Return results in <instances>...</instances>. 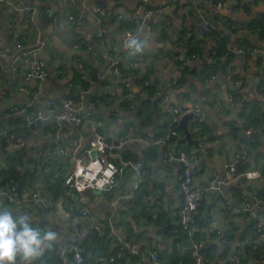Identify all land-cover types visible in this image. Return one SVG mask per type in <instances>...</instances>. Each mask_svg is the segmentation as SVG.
Here are the masks:
<instances>
[{
	"label": "crops",
	"instance_id": "obj_1",
	"mask_svg": "<svg viewBox=\"0 0 264 264\" xmlns=\"http://www.w3.org/2000/svg\"><path fill=\"white\" fill-rule=\"evenodd\" d=\"M10 1L20 7L34 5L39 11L32 19L26 13L0 6V55L3 52L12 57L16 54V43L21 42L28 49H37L35 58L45 62L49 71L48 80L44 83H28L22 73L9 69V59L0 56V158L3 164L0 170V210L27 216L33 226L58 234L57 240L36 263L74 264L71 255L61 259L56 251L64 245H80L85 251V264H104L98 263V258L118 248V240L122 239L142 251L157 252L162 264H194L190 253L193 244L200 243L210 250V264H228L235 256H241L243 264H264V240L259 241L253 225L243 223L240 212L255 189L264 198V124L260 129L244 125L245 129L254 131L252 138L246 137L238 128L241 122L245 123L246 116H251L253 105L264 104V56L243 60L236 53L239 47L264 49V38L259 35L260 31H264V0H224L234 8L232 13L227 9L213 10L211 0H149L147 7L157 11L155 29H163L164 38H157L144 27L137 31L140 38L148 43L142 54L143 78L138 70L137 73L129 71L133 56L122 52L116 54V57H122L123 72L127 73L125 78L134 87L133 94L137 100L131 103L125 97L127 89L121 85V79L106 77L98 80L97 74L109 67L110 60L105 49L120 45L124 29L117 24L116 17L142 11L144 7L140 0ZM202 2L207 5L208 18L216 30L209 39L198 41L194 36L201 18L195 9ZM106 8L109 10L105 22L109 27L99 38L98 15ZM70 14L76 15V22L69 20ZM185 35L193 37V44L198 48L193 52L198 58L188 63V69L175 61L176 55L183 49L180 39ZM86 44H92L94 50L89 51ZM77 45L81 47L76 49ZM189 46L187 50H190ZM209 57L213 60L209 61ZM29 59L32 61L34 57ZM204 59L209 64L217 63L218 70H209ZM179 72L186 73L179 88L171 93L169 81ZM210 74L216 75L211 85L207 84ZM149 83L156 92L149 94ZM21 86L26 87L28 92H19ZM4 92L8 96L1 101ZM167 92L171 93L168 105L178 107L184 116L192 113L196 103L206 99L213 98L219 103L217 106H204L203 124H197L195 117L189 123L193 139L201 141L200 148L189 147L180 131L177 148L199 157L194 174L196 186H208L215 175L229 182L225 163L233 161L242 149H247L250 157L241 164V171L257 170L261 173L260 179L241 176L235 183L224 185L221 192L207 195L188 233L176 231L183 202L178 163L165 161L168 146L150 144L160 138L167 128L169 115L161 107L162 97ZM82 95L83 99L80 98ZM180 95L184 100H179ZM231 96L234 100L230 99ZM48 100L56 104L55 114L59 112L60 105L68 101L91 109L92 119L79 129L85 146L92 139L95 126L114 131L118 137L129 131L133 139L129 160L142 164L144 182L141 192L134 199L120 201L117 210L118 236L114 239L110 238L109 229L105 226L106 217L111 212L109 194L85 193L84 209L91 211L87 218H82L81 213L72 215L60 204L61 200L72 202V192L65 190L63 178L75 167L72 156L77 137L75 131H58L55 123L50 128L46 125L38 129L28 128L24 125L23 116L9 112L12 106L22 107L32 101L34 107L30 112L35 116L38 109H44ZM244 110L245 115L242 116ZM59 146L66 149L67 156L58 157L57 168L48 174L50 169L45 165V156ZM116 163L119 165L118 160ZM128 169L132 175L126 177L124 172L120 189L130 192L139 176L132 167ZM157 176L163 177L161 183L155 181ZM12 181L19 185L22 192L41 191L50 204L26 211L7 206L2 191ZM48 182L62 186V195L56 202L47 190ZM257 212L264 231V206ZM97 226L102 231H98ZM99 239L101 244L95 251L88 249V244ZM178 244L183 245L185 256L177 252ZM124 263L151 264L149 260L142 261L138 257H129Z\"/></svg>",
	"mask_w": 264,
	"mask_h": 264
},
{
	"label": "built area",
	"instance_id": "obj_2",
	"mask_svg": "<svg viewBox=\"0 0 264 264\" xmlns=\"http://www.w3.org/2000/svg\"><path fill=\"white\" fill-rule=\"evenodd\" d=\"M178 2H185L186 0H176ZM213 3V10L219 11L227 9L229 13H232L234 8L228 6V3L224 0H211ZM142 2L143 10L140 12H132L129 14H119L116 17V22L119 26L123 27V36L120 41V45L109 46L105 49V54L110 60L109 67L105 72H100L97 74L98 80H103L106 77L119 78L120 83L127 89V94H125L128 102L134 101V87L128 82V79L123 77V61L122 57H116L118 52L128 53L125 48V40L129 33L137 34L140 28H145L149 32H152L157 38H164L163 29H155V19L157 17V11L148 8L149 0H140ZM0 6L7 7L13 11L20 13H26L34 19L38 13L37 7L34 5L27 6H17L10 0H0ZM109 8L103 9L99 12L98 22L99 28L97 37L102 38L104 36V29L109 27V24L105 22L108 16ZM196 13L201 18V24L199 29L196 31L195 39L198 41H205L209 39L215 32V27L211 20L208 18V7L202 2L198 3L196 6ZM69 20L71 22H76L77 17L75 14L69 15ZM102 22V23H101ZM1 33V32H0ZM191 36L185 35L181 39V44L183 49H185ZM2 41V36L0 34V42ZM86 48L89 51L94 50L92 44H86ZM16 54L12 57H8L6 53H1L2 59H9L8 67L14 73H22L25 82L36 81L40 84L48 80L49 71L47 65L42 60L36 57L37 49H28L21 42H17ZM81 45H77L75 48H80ZM183 49L176 55L175 61L182 64L183 67H187L188 63L196 60L198 58L197 54H192L187 56V52ZM236 53L241 56L243 60H247L249 57H262L264 56V49L261 47H256L252 49H245L244 47H239ZM34 57V60L30 61L29 57ZM209 61L213 59L208 58ZM131 68L138 70L139 72L144 71V57L142 54L136 55L132 58ZM188 71V70H187ZM144 76V75H143ZM216 78V75H211L207 78V84H212ZM183 79V73L179 72L177 76L169 81V92L172 93L174 89L179 88ZM90 83H93L92 81ZM19 92H28L27 88L24 86L19 87ZM164 93L162 97L161 107L169 115L168 121L166 123V131L160 137L151 141V146H168L164 154V159L167 162H176L179 166L180 181L179 188L182 193L183 202L179 209V229L176 231H181L188 233L194 224V218L199 208L201 207L205 197L207 195L215 194L221 192L224 185H231L235 183L241 176L249 178L251 180H257L261 178V173L257 170H252L247 173L241 171V164L249 160L250 154L247 149H242L239 151L234 160L225 163V170L229 176V182L221 180L218 175H215L208 186H196L194 184V174L195 165L199 161V157L196 154H189L186 151L177 148L178 142L180 140L181 132L178 129L180 121L184 116L181 110L176 106H169L170 98L169 94ZM8 96V93H2L3 101ZM83 99V95L80 97ZM234 100V97H230ZM137 100V99H136ZM179 100H184L180 95ZM1 103V102H0ZM95 104V103H94ZM217 106L219 103L213 99H206L204 102L196 103L191 112L194 114L195 122L199 125L205 122L204 106L205 105ZM33 102H27L22 107L12 106L9 112L13 115H20L24 117V125L28 128L38 129L42 125L47 127L53 126L55 123L58 131L73 130L77 135L75 143L73 145L72 156L75 161V167L63 178V186L65 190L72 192L71 201L68 203L67 200H61V206H65L68 212L72 215H77L81 213L82 218H87L91 215V211L86 208L84 209L86 203L85 193L88 191H94L96 193L102 194L107 193L111 196L108 201V205L111 208V212L106 217V228L109 229L110 238L114 239L117 237L116 229L118 228V216L117 210L120 201H129L134 199L136 195L141 192V187L144 182L142 174V164L129 160V148L132 143V138L129 136V131L125 132L122 137L111 130H104L100 126H95L93 128V137L89 141L88 145L85 146L84 138L80 134L79 129L87 122L92 119L93 113L91 109H84L82 106L73 102H64L59 107V112L55 114L56 104L53 100H48L45 104L44 109H38L36 115H31V110L33 109ZM264 108V104H263ZM116 117H118L116 115ZM54 121V122H53ZM244 121L238 125V128L242 129L246 137L252 138L254 131L250 128H244ZM67 156V151L64 147L59 146L52 153L45 156V165L49 167L50 170H54L58 166V157ZM119 161V165L116 163ZM2 161L0 158V170L2 169ZM132 167L138 172L139 180L134 185L133 189L129 191H124L120 189V183L123 178L124 172L127 168ZM163 177L157 176L155 181L161 183ZM2 196L5 200L7 206H16L17 208L26 211L28 208L36 207L40 205L48 204V198L41 191H36L34 193H27L20 191V187L14 181L10 182V185L2 191ZM145 200V197H144ZM50 204V203H49ZM242 209H240L243 223L245 225H254L257 232V237L260 242L264 240L263 226L260 221V216L257 212L258 208L264 206V198L261 197L258 191L255 189L251 193L249 200H246ZM229 208H232L230 203H227ZM98 231L102 229L97 226ZM40 229V228H39ZM42 230V229H41ZM218 234H221L218 231ZM120 245L110 254L99 257L98 263H109V264H125L124 262L129 257H138L142 261L149 260L151 264H162L160 257L157 252L142 251L139 248L134 247L129 243V241H124L122 239L118 240ZM257 250V247H254ZM178 252L185 256L184 248L182 244H178ZM85 251L80 245H64L59 247L56 251L61 259H64L67 255H71L74 264H85ZM191 258L194 264H210V250L208 246L203 243L193 244L191 250ZM35 264L36 261H35ZM54 264V263H52ZM228 264H243L241 256H235L228 261Z\"/></svg>",
	"mask_w": 264,
	"mask_h": 264
},
{
	"label": "clouds",
	"instance_id": "obj_3",
	"mask_svg": "<svg viewBox=\"0 0 264 264\" xmlns=\"http://www.w3.org/2000/svg\"><path fill=\"white\" fill-rule=\"evenodd\" d=\"M147 47V40L138 34L127 35L125 48L130 56L143 54ZM57 238L55 231L33 226L27 216L0 210V264H35Z\"/></svg>",
	"mask_w": 264,
	"mask_h": 264
},
{
	"label": "trees",
	"instance_id": "obj_4",
	"mask_svg": "<svg viewBox=\"0 0 264 264\" xmlns=\"http://www.w3.org/2000/svg\"><path fill=\"white\" fill-rule=\"evenodd\" d=\"M216 30V29H215ZM262 34H264V31H260V33H259V35L260 36H262L263 38H264V35H262ZM261 37V38H262ZM193 37H191L190 38V40H189V42H188V44L190 45L189 46V48H190V50H187V47H188V44L186 45V47H185V49H183L184 51H187V56L189 55H192V54H194L193 52H195V51H198V48H197V46H195L194 44H193ZM180 42H181V39H180ZM202 57V56H201ZM207 59H204V64L206 65V67L207 68H209V70H213L214 72H216L217 70H218V68H217V66H216V64L217 63H215V64H209L208 63V61H206ZM187 68V67H186ZM1 69V68H0ZM188 69V68H187ZM129 71H131V72H133V73H137V71H136V69H132L131 70V68H129ZM213 72V73H214ZM140 74H141V77L143 78V74L141 73V72H139ZM186 73V72H185ZM185 73H183V75L185 74ZM211 75H215V74H210V75H208V77L209 76H211ZM207 77V78H208ZM137 81H142L141 79H137ZM147 87H148V89H151L150 91H149V94L150 93H152V92H156V90H154V87H153V85L151 84V83H149L148 85H147ZM253 110H252V114H251V116L248 118L247 116H246V118L244 119L245 120V125L247 126V127H250V126H253L254 127V129H260V128H262L263 126V124H264V108H263V103H262V105L260 104H255V105H253ZM245 115V110L243 111V114H242V116H244ZM12 119V118H11ZM53 170H50L49 171V173L48 174H50V172H52ZM47 174V179H48V177H49V175ZM51 183V182H50ZM49 182L46 184V186H47V190L51 193V195L53 196V200H54V202H56L58 199H59V197L62 195V186H61V184L60 183H56L55 185H52V184H50ZM254 226V225H253ZM255 229V228H254ZM101 244V239H99V240H96V242H94L93 244H88V249H93V251H95L96 249H97V247L99 246ZM178 252V251H177Z\"/></svg>",
	"mask_w": 264,
	"mask_h": 264
},
{
	"label": "water",
	"instance_id": "obj_5",
	"mask_svg": "<svg viewBox=\"0 0 264 264\" xmlns=\"http://www.w3.org/2000/svg\"><path fill=\"white\" fill-rule=\"evenodd\" d=\"M8 16H10V15H8ZM126 74L127 73H124L123 77H125ZM191 120H194V114L193 113L185 115L181 119L178 128L184 134V141H186L188 143L189 147L195 146L196 148H200L201 141L193 139L192 132H191V130L189 128V123H190ZM117 226H119V224Z\"/></svg>",
	"mask_w": 264,
	"mask_h": 264
},
{
	"label": "rangeland",
	"instance_id": "obj_6",
	"mask_svg": "<svg viewBox=\"0 0 264 264\" xmlns=\"http://www.w3.org/2000/svg\"><path fill=\"white\" fill-rule=\"evenodd\" d=\"M131 175H132V171L130 169H128V170L125 171V176L126 177H130Z\"/></svg>",
	"mask_w": 264,
	"mask_h": 264
}]
</instances>
